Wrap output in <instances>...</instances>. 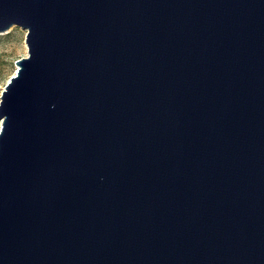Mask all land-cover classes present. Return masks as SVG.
<instances>
[{"label": "water", "instance_id": "obj_1", "mask_svg": "<svg viewBox=\"0 0 264 264\" xmlns=\"http://www.w3.org/2000/svg\"><path fill=\"white\" fill-rule=\"evenodd\" d=\"M0 264H264V0H0Z\"/></svg>", "mask_w": 264, "mask_h": 264}, {"label": "rangeland", "instance_id": "obj_2", "mask_svg": "<svg viewBox=\"0 0 264 264\" xmlns=\"http://www.w3.org/2000/svg\"><path fill=\"white\" fill-rule=\"evenodd\" d=\"M25 31L18 26L0 33V94L6 82L15 74V60L26 57Z\"/></svg>", "mask_w": 264, "mask_h": 264}]
</instances>
